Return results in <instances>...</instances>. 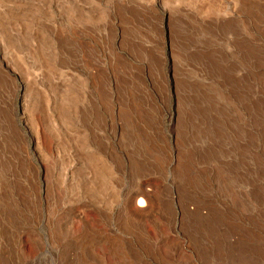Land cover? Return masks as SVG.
Returning <instances> with one entry per match:
<instances>
[{"label":"rangeland","instance_id":"1","mask_svg":"<svg viewBox=\"0 0 264 264\" xmlns=\"http://www.w3.org/2000/svg\"><path fill=\"white\" fill-rule=\"evenodd\" d=\"M0 264H264V0H0Z\"/></svg>","mask_w":264,"mask_h":264},{"label":"bare ground","instance_id":"2","mask_svg":"<svg viewBox=\"0 0 264 264\" xmlns=\"http://www.w3.org/2000/svg\"><path fill=\"white\" fill-rule=\"evenodd\" d=\"M85 102V101H84ZM40 107V106H39ZM87 111V110H86ZM23 112V111H22ZM25 116V115H24ZM40 123V122H39ZM24 124V123H23ZM49 140V139H48ZM85 144V143H84ZM47 145L50 146V148L52 147L51 142L47 141ZM57 145V143H56ZM58 147V146H57ZM104 163V162H103ZM65 177V176H64ZM47 184V188L49 189L50 187V182L46 183ZM144 187V186H142ZM141 187V188H142ZM145 188V187H144ZM136 197H139L138 200V206L140 207V209H132V207L128 206V211L133 214L134 216H136L139 219H143L145 216L148 217V215H150L151 210L150 209H141L145 206V199H151L152 198V193H150L147 189H140L139 191H137V194L135 193ZM127 197V196H126ZM132 198V197H131ZM130 198V200H131ZM153 210V208H151ZM106 211V210H105ZM132 217V216H131Z\"/></svg>","mask_w":264,"mask_h":264}]
</instances>
